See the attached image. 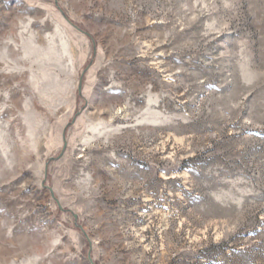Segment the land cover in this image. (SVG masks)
<instances>
[{
	"label": "rangeland",
	"instance_id": "obj_1",
	"mask_svg": "<svg viewBox=\"0 0 264 264\" xmlns=\"http://www.w3.org/2000/svg\"><path fill=\"white\" fill-rule=\"evenodd\" d=\"M0 264H264V0H0Z\"/></svg>",
	"mask_w": 264,
	"mask_h": 264
},
{
	"label": "trees",
	"instance_id": "obj_2",
	"mask_svg": "<svg viewBox=\"0 0 264 264\" xmlns=\"http://www.w3.org/2000/svg\"><path fill=\"white\" fill-rule=\"evenodd\" d=\"M74 28H76L78 31H80L81 33H83L84 35H86L89 39H91V36L87 33L86 30L82 29L81 27L73 24V23H70ZM83 83V81H82Z\"/></svg>",
	"mask_w": 264,
	"mask_h": 264
},
{
	"label": "water",
	"instance_id": "obj_3",
	"mask_svg": "<svg viewBox=\"0 0 264 264\" xmlns=\"http://www.w3.org/2000/svg\"><path fill=\"white\" fill-rule=\"evenodd\" d=\"M80 91H81V85H80Z\"/></svg>",
	"mask_w": 264,
	"mask_h": 264
}]
</instances>
